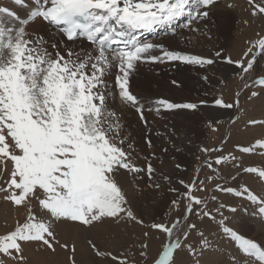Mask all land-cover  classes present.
<instances>
[{
  "label": "snow or ice",
  "instance_id": "obj_1",
  "mask_svg": "<svg viewBox=\"0 0 264 264\" xmlns=\"http://www.w3.org/2000/svg\"><path fill=\"white\" fill-rule=\"evenodd\" d=\"M248 3L252 17H264V0ZM218 4L219 0H9L5 5L0 0V199L24 212L12 228L0 234V264H27L25 251L32 244L52 252L55 245L69 250L68 244L57 239L59 223L75 222L86 228L109 222L144 224L138 195H145L140 187L145 173L154 192L176 194L170 201V212L178 211L181 202L184 205L182 219L162 217L160 222L151 223L150 228L163 239L155 255L150 256L148 243L139 245V256L146 264H180L178 257L184 252L195 258L193 264H225L202 227L205 221L216 223L223 236L235 243L239 256H233L231 264H264V246L240 234L225 215L227 211L235 216L240 208L221 201L216 193L245 197L257 205L262 220L264 197L247 186H228L220 176L179 180L182 192L165 187L171 184L167 175L161 177L164 184L156 182L152 163L146 167L137 163L121 107L138 116L145 127V143L151 148L146 113L195 114L207 101L145 98L135 91L134 83L143 65L176 62L207 71L223 61L239 70L240 79L245 81L243 89L259 86L249 99L264 92V36L249 41L247 50L236 60L225 56L223 50L206 56L174 50L150 39L161 33L175 35L181 21L189 31L210 39L209 24ZM203 79L211 77L205 74ZM171 83L180 86L177 80ZM239 95L237 92L234 103L220 97L213 104L238 107ZM248 123L264 126V120ZM237 148L242 154L264 150V138ZM228 159L217 156L214 164ZM230 159L235 170L231 181L255 174L264 182V166H245L237 155ZM206 166L216 171L212 162ZM124 173L133 177V192L118 180ZM209 193L210 200L216 202L212 209L208 207ZM192 233L200 238L198 247L190 242ZM88 244L97 256L129 264L127 259L101 251L91 239ZM70 251L75 253L74 245ZM69 260L77 264L74 255Z\"/></svg>",
  "mask_w": 264,
  "mask_h": 264
},
{
  "label": "rangeland",
  "instance_id": "obj_2",
  "mask_svg": "<svg viewBox=\"0 0 264 264\" xmlns=\"http://www.w3.org/2000/svg\"><path fill=\"white\" fill-rule=\"evenodd\" d=\"M260 2L261 0H256V3ZM227 4H232L234 7L229 8L226 6ZM250 12L251 6L249 5L248 0H219L218 7L213 9L212 23L209 24V28L212 32L210 33L211 38L209 39L201 33L199 36H197L199 33H193L189 31L187 36L190 35L188 38L191 40H189L191 45L184 47L185 45L181 44L177 49H173L186 50L188 48L189 50H187L191 51L192 53L194 50V54H207L206 56H210L217 50H223L225 56H231L234 60L240 59V57L249 47V41L254 42L255 40L259 39L260 36H264V17H252ZM245 20H248L249 23L245 24ZM184 23L185 21L180 22L182 27L179 24L176 28L177 32L175 31V34H178L180 29H187L183 27ZM217 34H220L223 38L218 40ZM156 37H160V35L150 39L154 40ZM175 38L177 42L184 43V38H181V40L178 35ZM175 63L176 62H172L170 64L167 62L164 64L162 63L156 67L154 72H147L145 70L144 72L146 75L157 76L159 80H161L160 78H163V83H166L167 81L168 89L174 93L176 92L175 94L182 91L185 96H188V98L186 97V101L188 100L191 102H198L201 99L206 100L207 105L202 106L203 108L210 106L213 108L214 99L220 97H222L227 103H234L237 99V92L240 93L238 98L239 106L223 108V110L230 111V115H222L219 118L214 117V115L211 114H203L202 112H196L195 114H192L190 116V118H192V122L190 124L194 123L193 121H195L196 124H194L197 125L199 129L194 132L191 131L194 128L189 130L181 128H169L164 126L161 128L155 127L156 125L154 124L156 122L167 124L171 123L172 121H167L166 118L168 116H157L154 112H149L150 115L153 113L151 116H149V114L146 113L150 125L148 129V138H152L151 148L145 143V127L138 128L139 126H143L141 125L142 123L139 121L140 125L136 127L131 123L128 125L127 122L126 125L128 126L131 139L135 145V154L138 156L137 163L140 166L146 167L147 163L151 162L156 169V182L164 184L161 177L163 175H167L171 179V184L165 185V187L171 186L180 188L181 192L183 191V188L179 185V180L191 182L194 179H205L207 176L212 175L214 178L217 176L224 177L225 180L221 182L226 183L228 186L238 188L241 186H247L253 193L260 197H264V182L259 181L255 174H243L235 182L231 181L230 179V174H235L233 162L230 159L231 155L240 156L245 166H264V155L260 154L261 152H264V150L257 149L256 152L242 154L237 148L238 145L249 146L254 144L257 139L264 138V126L259 124L250 125L248 123L250 120H264V92H262L259 97L249 99L251 91L258 90L259 86H256L254 89H243V84L245 81L240 79V76L238 75L239 70L235 67V65H228L223 61H218L207 71L197 66H186V64ZM261 64L264 66V61H262ZM142 67L143 66H141V68ZM178 68H186L183 71H187L186 73L189 74V78L187 80L181 82L178 78H176L175 73L177 72ZM162 71L165 72L160 73ZM205 74L211 77L209 81H205L203 79ZM170 80H177L180 82V86L177 87L172 85ZM152 93H157V96L153 99L168 97L166 95L167 92L164 89V85L161 87L160 83L157 85V88L153 89ZM150 99H152V97H150ZM154 114L156 116L155 118L153 117ZM162 117L164 119H162ZM178 120L179 118L176 117L174 118L173 122L176 123ZM209 123H211V126H209ZM152 126H154L155 129ZM213 128L215 131H213ZM174 141L176 143H174ZM188 147H190L192 153H189L190 150H186ZM201 148H220L222 149V152L203 153L200 151ZM164 149H167V151H163ZM152 153H155V157L152 156ZM220 155L229 157V159L222 162L220 165H215L214 161L216 157ZM145 157H148L149 160H145ZM207 162L213 163V167L216 169L215 172L206 166ZM178 164L181 166L180 168H177ZM118 180L125 185L129 192L134 191L135 182L133 181V177L131 175L127 173L121 174L118 177ZM148 183L149 181L146 173L142 174L140 177V187L144 190L145 195L139 196L138 193L137 195L138 206L142 211V219L144 220V224L141 225L134 222H128L121 223L119 225L113 223L112 225V223L109 222V224H97L95 227L86 228L75 222L66 223L68 224L67 227L64 223H59L55 229L57 239L62 244H68L69 250L62 249L59 245H55L56 251L52 252L44 247H38L36 244H32L25 251L27 264H42L43 262H46L45 264H56L60 259L63 258L65 259V262L63 260L58 264H71L69 256L73 255L77 264H119V260H112V258L109 256H107L109 258V260H107L103 257L101 258V256L95 255V252L89 251L88 245H84V243H79V241H77L78 234H76V228L90 230L92 228L100 227L102 230L105 228V226H108L107 228L110 230V235L106 236L107 238L104 239L102 244L110 246V249L112 250L111 253L114 256L119 257L120 260L127 259L129 264H146L145 258L139 256V245L141 243H148V251L151 256L155 255L157 248L160 246V240L163 239V237L159 236L155 230L150 228L151 223L160 222L162 217H167L168 219H176L177 217H180L182 219V212L184 209L183 202H181L180 209L178 211L170 212V209H172L170 201L176 198V194L160 191L154 192L148 187ZM216 194L219 196L221 201L234 204L240 208V212L235 216L228 213L227 211L225 212V215L230 217L231 225H233L239 231V233L244 235L246 238L253 239L264 246V220H262L257 213V205L252 204L245 197H237L231 193ZM210 195L211 193H209L208 207L209 209H212L216 206V202H212L210 200ZM0 207V234H4L8 229L12 228L8 226L7 222L12 220V218L13 222H16L18 218H22L24 216V212L23 210L18 212L8 202L3 201L2 199H0ZM192 219L197 218L192 217ZM255 220H258L260 225H255ZM15 222L13 226L15 225ZM243 224H245L246 228L252 227L250 233L242 230L241 225L243 227ZM202 227L205 228L206 235H208L209 239L212 240L217 246L220 254L219 258L222 259L225 264H231L232 257L239 256L235 243L229 240L227 237H224L214 222L205 221ZM255 230L258 231L257 235L260 234L257 237L255 235ZM144 232H149V236L145 237ZM199 239L200 238L196 233H192L190 242L194 245H197L198 247ZM72 245L75 246L74 254L70 251ZM102 259L103 261H101ZM178 259L180 264H193L195 258L184 252L180 254ZM246 259L251 261V258Z\"/></svg>",
  "mask_w": 264,
  "mask_h": 264
},
{
  "label": "bare ground",
  "instance_id": "obj_3",
  "mask_svg": "<svg viewBox=\"0 0 264 264\" xmlns=\"http://www.w3.org/2000/svg\"><path fill=\"white\" fill-rule=\"evenodd\" d=\"M2 2L5 4V5H9V0H2ZM181 25V27H182V24H180ZM177 28V27H176ZM227 29V28H226ZM179 30V29H178ZM217 30V29H216ZM49 31H51V30H49ZM175 31L177 32V30L175 29ZM222 31V30H221ZM224 31V30H223ZM227 31V30H226ZM215 32V31H214ZM212 33V32H211ZM220 33V32H219ZM189 34V30H182V29H180L179 31H178V34L176 33L175 35H172V34H159L160 35V37H156V39H154V41L155 42H157V43H164L165 44V46L166 47H169V48H171V49H173V48H178V47H180V45L181 44H184L185 46L184 47H188V45H191L190 44V42H189V36H187ZM178 35V37L181 39V38H184V43H181V42H177L176 41V36ZM200 35V33L197 35V36H199ZM224 36V35H223ZM150 38H152V37H150ZM215 38V37H214ZM221 38H223L220 34H217V39L219 40V39H221ZM197 39H198V37H197ZM182 40V39H181ZM191 41V40H190ZM197 41V40H196ZM217 43V42H216ZM228 44V43H227ZM196 46V45H195ZM190 48H191V46H190ZM188 49V48H187ZM186 49V51H188ZM191 50V49H190ZM193 50V49H192ZM198 50H199V48H198ZM204 50V49H203ZM196 51V50H195ZM202 51V50H201ZM191 52V51H190ZM193 53H194V50H193ZM201 53V52H200ZM198 54V53H197ZM204 54V53H203ZM205 55V54H204ZM207 55V54H206ZM162 63H156V64H150V65H143V67L142 68H140V70H139V72L136 74V76L134 77V83H135V91L137 92V93H140L142 96H144L145 98H148V99H150V97H152V99L153 98H155L156 96H157V93H155V94H153L152 93V91H153V89L154 88H157V85L160 83V85H161V87H163V85H164V89H165V91L167 92L166 93V95L168 96V97H166V98H169V99H171L172 101H175V102H186V97L188 98V96H185L184 94H183V92L181 91V92H177V94H175L173 91H171V90H169L168 89V84H167V81H166V83H163V81H164V79L163 78H160L161 80H159L158 78H157V76H152V75H146V73L144 72V70L145 71H147V72H149V71H152V72H154V70L156 69V67H158L159 65H161ZM164 64V63H163ZM170 64V63H169ZM168 64V65H169ZM174 64V63H173ZM172 64V65H173ZM176 64V63H175ZM179 65V64H178ZM171 66V65H170ZM169 66V67H170ZM174 66V65H173ZM180 66V65H179ZM179 66H177V67H179ZM186 66H188V65H186ZM193 66V65H192ZM191 66V67H192ZM166 67V66H165ZM167 68V67H166ZM188 68V67H187ZM174 69V68H173ZM184 69H186V68H178V70H177V72L175 73V76H176V78H178L181 82L182 81H185V80H187L188 78H189V74L188 73H186V72H184L183 70ZM175 70V69H174ZM189 70V69H188ZM158 71V70H157ZM156 71V72H157ZM172 71V70H171ZM191 71V70H190ZM163 72H165V71H162V72H160V73H163ZM191 73V72H190ZM154 74V73H153ZM166 74V73H165ZM173 74V73H172ZM156 75H157V73H156ZM159 75V74H158ZM171 75V74H170ZM168 78V77H167ZM166 78V79H167ZM172 78V77H171ZM171 81V80H170ZM189 81V80H188ZM201 82H203V81H201ZM171 83V82H170ZM154 84H156V85H154ZM203 88V87H202ZM153 94V95H152ZM159 94V93H158ZM176 96V97H175ZM161 97H163V96H161ZM188 101V100H187ZM211 101V100H210ZM121 107H123V114H124V122H125V124L127 123L128 125L131 123V124H133L134 126H136V127H138V125H140V122H139V120H138V116L134 113V111L133 110H131L130 108H127V107H124V106H121ZM198 112H202L203 114H211V115H214V117H217V118H219L220 116H222V115H226V116H229L230 115V111H226V110H223V107H216V106H214L213 108H211V106L210 107H207V108H203V107H201V109L198 111ZM201 113V114H202ZM149 114V116H151L150 115V113H148ZM192 115V113H189V112H186V111H181V112H179V113H162L160 116H164V117H167L166 119H167V121H172L171 123H167V124H163V123H161V122H159V123H155L154 125H156L155 127H169V128H181V129H189V130H191V128H194L193 130H191L192 132H194V131H197V130H199L198 129V126L197 125H195L196 123H195V121H193L194 123H192V124H190L191 122H192V118H190V116ZM147 116V115H146ZM196 116V115H195ZM154 118L156 117L155 116V114H154V116H153ZM171 117H173V118H171ZM176 117H178L179 118V120L176 122V123H174L173 122V120H174V118H176ZM200 117H201V115H200ZM199 117V118H200ZM159 118V117H158ZM195 118V117H194ZM159 119H161V118H159ZM158 119V120H159ZM162 119H164L163 117H162ZM196 119V118H195ZM152 120H155V119H152ZM157 120V119H156ZM194 120V119H193ZM200 120V119H199ZM141 125H143V124H141ZM151 125H152V123H151ZM144 127V125L142 126V127H138V128H143ZM149 127H150V125H149ZM153 128H154V126H152ZM151 127V128H152ZM131 128V127H130ZM137 129V128H136ZM145 129V128H144ZM155 129V128H154ZM131 130V129H130ZM133 130V129H132ZM152 130V129H151ZM167 130H170V129H167ZM154 131V130H153ZM130 132V131H129ZM135 132V131H134ZM143 133V132H142ZM152 133V132H151ZM133 134V133H132ZM154 135V134H153ZM155 137V136H154ZM145 138V137H144ZM134 139V138H133ZM139 139V138H138ZM137 139V140H138ZM150 139H152V138H150ZM159 143V142H158ZM174 143H176L175 141H174ZM177 145V144H176ZM185 147H187V146H185ZM186 150H190V147H188V149H186ZM187 153H188V151H187ZM189 153H192V151L190 150L189 151ZM185 160V159H184ZM1 208V207H0ZM3 210V209H2ZM15 216H16V214H15ZM258 216V215H257ZM243 218V217H242ZM258 218V217H257ZM248 220V219H247ZM15 222V221H14ZM14 222H13V218H12V220H10V221H8L7 222V224H8V226H10V227H13V224H14ZM243 222L245 223V221L243 220ZM68 223V222H67ZM112 223V222H111ZM260 222H258V220L256 221L255 220V225H258ZM65 224V226L67 227V225L68 224H66V223H64ZM106 224V223H105ZM104 224V225H105ZM109 224V223H108ZM112 225H113V223H112ZM112 225H110V226H112ZM260 225V224H259ZM70 226V225H69ZM108 226H105V228H103L102 230L100 229V227L99 228H92V229H90V230H82V229H77L76 228V234H78L77 235V241H79V243L80 242H82V243H84V245H88V248H89V251L90 252H94L92 249H91V247L89 246V244H88V240L89 239H91L97 246H98V248L101 250V251H104V252H112V250L110 249V246H106V245H104V244H102L103 242H104V239H106L107 237V235H110V230L107 228ZM110 228V227H109ZM113 228V227H112ZM115 228V227H114ZM238 228V227H237ZM241 228H242V230H244L245 232H249L250 233V230H251V228L250 227H248V228H246L245 227V224H243V227H242V225H241ZM113 230H115V229H113ZM256 230H258V229H256ZM255 230V235H256V237L257 236H259L260 234H258L257 235V232L258 231H256ZM112 232V231H111ZM115 233V232H114ZM244 233V232H243ZM263 234V233H262ZM108 237H110V236H108ZM262 237V236H261ZM114 239V238H113ZM109 240H110V238H109ZM260 241V240H259ZM110 243V242H109ZM109 245V244H108ZM113 246V245H112ZM114 248H115V246H114ZM86 250V249H85ZM88 252V251H87ZM57 253H60V252H57ZM63 253V252H62ZM55 254V253H54ZM64 254V253H63ZM79 254V253H78ZM91 254V253H90ZM60 255H62V254H60ZM89 255V254H88ZM87 255V256H88ZM96 255V254H95ZM92 256V255H91ZM61 257V256H60ZM78 257V256H77ZM86 257V256H85ZM79 258V257H78ZM89 258V257H88ZM92 258V257H91ZM102 258V257H101ZM103 258H105V259H107V260H109V258L107 257V256H103ZM86 259V258H85ZM64 260V262H65V259L63 258V259H60L59 261H58V263L60 262V261H63ZM94 260H95V258H94ZM99 260V259H98ZM97 260V261H98ZM101 261H103V259L101 260ZM105 261V260H104ZM80 262V261H79ZM94 262H96V261H94ZM46 262H43L42 264H45ZM58 263H56V264H58ZM81 263V262H80ZM84 263V262H83ZM108 263V262H107ZM88 264V263H87ZM94 264V263H93Z\"/></svg>",
  "mask_w": 264,
  "mask_h": 264
}]
</instances>
